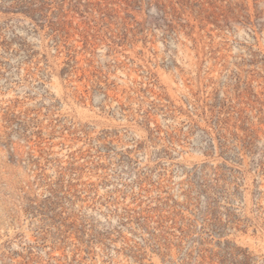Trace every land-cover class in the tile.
Listing matches in <instances>:
<instances>
[{
	"label": "rangeland",
	"instance_id": "rangeland-1",
	"mask_svg": "<svg viewBox=\"0 0 264 264\" xmlns=\"http://www.w3.org/2000/svg\"><path fill=\"white\" fill-rule=\"evenodd\" d=\"M0 264H264V0H0Z\"/></svg>",
	"mask_w": 264,
	"mask_h": 264
}]
</instances>
